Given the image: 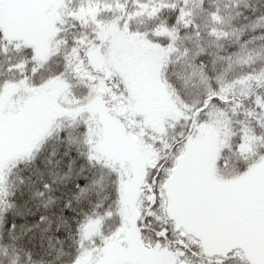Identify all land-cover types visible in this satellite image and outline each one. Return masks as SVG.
I'll use <instances>...</instances> for the list:
<instances>
[{
	"label": "snow or ice",
	"instance_id": "6c2138e0",
	"mask_svg": "<svg viewBox=\"0 0 264 264\" xmlns=\"http://www.w3.org/2000/svg\"><path fill=\"white\" fill-rule=\"evenodd\" d=\"M0 264H264V0H0Z\"/></svg>",
	"mask_w": 264,
	"mask_h": 264
}]
</instances>
